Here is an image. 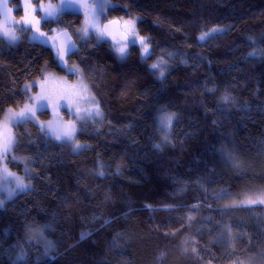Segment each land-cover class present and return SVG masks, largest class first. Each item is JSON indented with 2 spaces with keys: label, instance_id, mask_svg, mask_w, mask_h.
<instances>
[{
  "label": "trees",
  "instance_id": "obj_1",
  "mask_svg": "<svg viewBox=\"0 0 264 264\" xmlns=\"http://www.w3.org/2000/svg\"><path fill=\"white\" fill-rule=\"evenodd\" d=\"M83 15L43 21L45 43L0 38V122L30 101L29 83L66 73L64 29L103 111L79 123L77 153L35 120L15 126L7 163L31 187L0 209V264L17 245L21 264H264V0H109L105 22L136 19L146 60L138 45L121 59L106 39L77 41ZM162 108L179 117L170 135ZM29 229L53 243L48 256Z\"/></svg>",
  "mask_w": 264,
  "mask_h": 264
},
{
  "label": "rangeland",
  "instance_id": "obj_2",
  "mask_svg": "<svg viewBox=\"0 0 264 264\" xmlns=\"http://www.w3.org/2000/svg\"><path fill=\"white\" fill-rule=\"evenodd\" d=\"M63 2L64 0H47L44 2H40L39 4H36L34 0H31V3L34 5L36 9L35 12L33 13V16L39 21L38 27L40 28V31L46 34L45 36L40 37V39L38 40H33L32 36L34 34L36 35L39 34L35 33V29L32 28V26H28L29 28H31L30 39L32 41L45 43V39L48 36L47 33L42 29V23L43 21L48 19L44 16V9H48L49 7L53 9H61V5ZM95 2L96 0H89L88 4L85 5L84 7L85 3H83L82 0H74L72 9L80 11L82 14L84 13L83 25L80 28V30L75 31L74 34V36L77 38V41L79 42L84 40L81 38V34L86 24H88V37H90L92 34L95 35L96 38H98L97 35L95 34V30L90 26L89 22L93 20V14L87 7L88 5H91ZM5 4L7 5L8 8L12 9V11L9 13L7 18L4 15ZM108 4H109V0H107V6L103 14L99 16L98 23L100 28L107 19V17L105 16V12L108 7ZM41 5H43V9L41 8ZM19 8H21V13L18 14L17 11ZM67 9L69 8L64 7L61 13H63ZM0 14H1L0 38L5 39L11 45H17L23 39L22 36L23 34L21 33V24H22L21 17L24 15L23 0H20L19 5L13 4L12 0H0ZM135 21L136 19L134 18L122 19V28L129 36V42L126 44L128 46L126 51H128L131 45H138L140 47L141 57H143V49L140 46V42H139V38L141 36L138 35L136 31ZM6 28L15 33V35L18 37L16 41H11L8 38V36L4 34V30ZM104 39L105 37L100 38V41ZM133 40L136 41L135 44L132 43ZM123 45L125 44H119L118 47ZM118 47H116V49ZM70 68L74 70L69 71ZM76 69H78L79 72L75 71ZM65 71H66L65 74L48 72L44 75L42 79L29 83L28 89H30L33 86H36V91L31 93L32 96H38L43 92V94L51 96L55 104L60 105L58 107H53L50 105L46 110H41L37 105V116L39 119L35 121L38 122L41 125V127L43 125L42 128H44L50 133L52 128L65 129L70 131L72 133L71 139L65 137L62 140H57V141L67 145L70 148L71 152L77 153L84 147V144L79 142L77 139V135L80 130L79 123L87 120L103 119V111L99 100L95 97L89 85L84 80L82 76L81 68L77 64L69 63ZM94 101L98 102L99 111L101 113L100 116H97L95 114L96 104L94 103ZM27 103H33V101H28ZM65 103H68L67 108L63 106ZM22 107H19L18 109H13V111L18 112ZM43 111H48L50 117L41 119L39 113ZM89 112H91V116L88 115ZM17 124L18 123H16L13 119H11L8 111L5 113L2 121L0 122V147H2L7 140L9 139L11 140V150L7 154L3 155L2 158H0V198H4L5 200L7 199L8 190L15 189L16 187V181H15L16 177L23 179L25 184L31 185V183L25 179L24 175L18 174L17 172L13 171L10 168L9 164L7 163V155L11 153L13 148L14 128ZM158 124H159V120H158ZM172 126L173 124L171 125V128L167 130V133L169 131L168 133L169 135L171 134ZM52 136L55 138L54 135ZM77 144L80 145L79 148L76 147ZM5 169L7 170V173H10L12 175H6ZM19 192L21 191L17 189L13 197ZM1 194L4 195V197H2Z\"/></svg>",
  "mask_w": 264,
  "mask_h": 264
},
{
  "label": "snow or ice",
  "instance_id": "obj_3",
  "mask_svg": "<svg viewBox=\"0 0 264 264\" xmlns=\"http://www.w3.org/2000/svg\"><path fill=\"white\" fill-rule=\"evenodd\" d=\"M74 4V0H64V2L61 5V9H53L49 7L48 9H44V16L54 22H61L60 21V16H61V11L64 7L72 8ZM107 6V0H96L95 3L88 5L87 7L93 14V20L90 23V26L95 30V34L97 35L98 39L103 38L105 35V32L103 29L99 27V16L103 14L105 8ZM41 8L43 9V5H41ZM4 15L7 18L9 13L12 11V9L8 8L7 5H4ZM35 7L31 3V0H23V12L24 15L21 17V31L27 32L30 31L31 28L28 26H32V28L35 29V33H38L39 35L34 34L32 36L33 40H38L40 37L45 36L46 34L40 31V28L38 27L39 21L33 16V13L35 12ZM213 32H218L217 29H213ZM4 34L8 36V38L11 41H16L18 37L15 35L14 32H12L9 29L4 30ZM67 34L65 33V36ZM82 39H87L88 38V24H86L85 28L82 30L81 34ZM201 40H204L205 37L201 36ZM140 46L143 49V57L145 60L152 55V53L149 51V42L147 41L146 38L140 37L139 38ZM133 44L136 43L135 40L132 41ZM127 45H123L117 48V51L121 57V59L125 58L128 53L126 51ZM75 49V45L70 43L69 40V46H68V51H73ZM64 55H65V45L61 43L57 47V56L61 62H64ZM251 55H255V53H252ZM163 61L158 62L157 64L151 65V68L154 70V74H157L159 78H163L164 76V71H163ZM74 69H69V71H73ZM75 71L79 72L78 69ZM225 101H227L228 97L225 96L223 98ZM30 101H33V103H25L24 106L18 111L14 112L12 109H8L9 116L11 119H13L16 123L22 124V123H27L31 120H38L37 116V105L41 110H46L50 105L53 107H58L60 105L55 104L51 96L43 94V92L38 95V96H30L29 97ZM96 104V109H95V114L97 116H100L101 113L99 111V105L98 102H95ZM65 108L68 107V103H65L63 105ZM89 116H91V112L88 113ZM179 120V117L176 116L175 113H169L166 108H162L160 110V115L158 117L159 120V125H160V130L167 132L171 128L173 120ZM43 127V125H42ZM51 134L55 136L56 140H62L63 138L67 137L69 139L72 138V133L68 130L65 129H57V128H52L51 129ZM168 141V136L165 134L164 136V142ZM77 148L80 147L79 144L76 145ZM156 147L159 149L161 145H156ZM11 150V140H7L2 147H0V158L3 157V155L7 154ZM6 175H12L10 173H7V170L5 169ZM31 178V177H30ZM16 187L15 189H9L7 193V199H11L13 195L15 194L16 190L19 189L20 191H27L30 189L31 185L30 184H25L23 179L16 177ZM226 195V193H225ZM256 201H249V203H255ZM261 203H264V200L259 201ZM5 206V199L0 198V209H3ZM30 238H39L37 242H42L45 246V252L44 255L48 256L49 251L54 248V245L51 241H48L46 238L43 236V229H40L39 231L33 233L31 229H29L28 233ZM86 238L84 235L81 236V239ZM31 242V239L29 240ZM17 248H19V251L16 252L15 259L13 260V264H21V262L27 260V252L17 245ZM52 259H55V257H51Z\"/></svg>",
  "mask_w": 264,
  "mask_h": 264
},
{
  "label": "water",
  "instance_id": "obj_4",
  "mask_svg": "<svg viewBox=\"0 0 264 264\" xmlns=\"http://www.w3.org/2000/svg\"><path fill=\"white\" fill-rule=\"evenodd\" d=\"M102 29L105 32V39L114 47L118 46L119 44H127L129 42V36L122 29V21L120 19L115 18L104 22ZM65 33L67 34L66 36ZM69 40L71 44L75 45V49L73 51H68ZM53 41L56 45V48L61 43L65 45L64 62H61L57 57L60 67L65 69L67 67L68 60L78 51V44L68 29H64L56 33L53 37Z\"/></svg>",
  "mask_w": 264,
  "mask_h": 264
},
{
  "label": "bare ground",
  "instance_id": "obj_5",
  "mask_svg": "<svg viewBox=\"0 0 264 264\" xmlns=\"http://www.w3.org/2000/svg\"><path fill=\"white\" fill-rule=\"evenodd\" d=\"M122 29H123V28H122ZM57 33H58V32H57ZM74 39H75V38H74ZM75 41H76V40H75ZM116 47H118V46H116ZM67 65H68V64H67ZM65 69H66V68H65ZM65 69H64V70H65Z\"/></svg>",
  "mask_w": 264,
  "mask_h": 264
},
{
  "label": "flooded vegetation",
  "instance_id": "obj_6",
  "mask_svg": "<svg viewBox=\"0 0 264 264\" xmlns=\"http://www.w3.org/2000/svg\"><path fill=\"white\" fill-rule=\"evenodd\" d=\"M124 30V29H123Z\"/></svg>",
  "mask_w": 264,
  "mask_h": 264
}]
</instances>
